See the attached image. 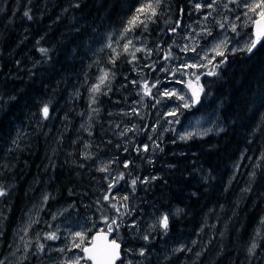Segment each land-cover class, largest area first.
Segmentation results:
<instances>
[{
  "label": "trees",
  "instance_id": "16d2710c",
  "mask_svg": "<svg viewBox=\"0 0 264 264\" xmlns=\"http://www.w3.org/2000/svg\"><path fill=\"white\" fill-rule=\"evenodd\" d=\"M191 1L168 0L170 10L158 24L150 25L154 46H164L160 56L177 38L168 32L171 21L182 15V27L188 24ZM76 2L79 7L73 6ZM137 2L0 0V164L7 165L0 170V182L11 186L8 197L0 203L6 216L0 223L4 232L0 258L7 257L27 209L45 193L49 194V211L78 206L88 224L96 220V227L101 225L96 201L102 200L108 185L96 169V160L82 156L83 139L92 135V150L116 159L121 165L114 164L116 172H125L126 178L129 172L141 180L148 178L147 184L137 183L134 193L131 188L128 201L133 212L169 215L168 235L152 234L155 239L146 245L149 251L162 258L171 253L172 260L166 264H177L176 259L181 260L183 254L176 255L172 249L196 241L195 249L202 251L196 264H248L246 249L264 217V161L251 191H242L264 151V50L251 59L242 53L229 56L228 63L219 69V77L203 76L201 102L191 110H181L173 130L180 131L192 117L216 116L223 132L188 141H178L172 133L165 144L159 143L163 151H153L146 140L147 131L119 136L125 126L149 128L160 108H153L151 100L137 95L139 85L131 81L141 80L142 75L134 73L126 56L113 68L117 75L112 92L99 98L101 115L91 125L92 134L80 128L88 111L85 75L91 84L97 75L96 62L100 67H113L108 63L106 37L119 31ZM26 11L32 19L24 16ZM39 47L49 50L48 59ZM142 73L150 81L157 79L156 70L143 67ZM137 100L146 105L141 115H123ZM47 102L50 118L42 120L40 107ZM117 123L120 128L115 127ZM18 134L17 149L12 141ZM130 137L135 145L149 144V152L134 151V144L127 142ZM125 160L132 162L127 169L122 167ZM126 188L129 192V186ZM120 230L121 239L132 235L125 228Z\"/></svg>",
  "mask_w": 264,
  "mask_h": 264
},
{
  "label": "snow or ice",
  "instance_id": "6c2138e0",
  "mask_svg": "<svg viewBox=\"0 0 264 264\" xmlns=\"http://www.w3.org/2000/svg\"><path fill=\"white\" fill-rule=\"evenodd\" d=\"M74 7H79V3L76 2ZM197 13H204L196 20V27L189 26L190 32H186L181 35L182 43L176 44L173 40L172 44L167 46V51L163 52L160 56L162 61L168 63L161 64L160 71L167 74L165 80L168 84L181 85V88H161L160 85L163 83L160 79L150 81L145 78L146 74L142 73V68L146 67L155 71V64L157 61L152 63L139 66V58L137 53H143V59L148 60L153 55V48H149L146 43L145 33H149V26L159 23L160 18L170 10L168 0H138L137 4L133 6L130 14L125 19L122 27L118 32L108 36L105 47L110 50L108 56V63L111 64L112 68L100 67L99 62H96L97 75L93 79L91 84H88V77L85 75L84 85L87 86L88 90V102L89 112L87 119L91 120L93 114L98 115L100 108L96 107L99 104V98L101 96H108L112 92V82L116 77V72L113 68L116 66V62L121 56L128 58L127 62L134 65V70L138 71V74L142 75V79L132 80L133 85H139V92L137 95H141L142 100L147 97L152 101V107L155 108L157 105L164 103L167 100L173 101L175 107H169L166 111L167 117H172L169 120V124L179 123L176 119L183 109H191L195 105L201 102V95L204 93V85L201 84V78L207 77H219V69L228 63L229 56H235L238 53H242L245 57L251 59L255 55H259L261 50H264V0H210L208 3L196 2L193 5ZM183 9H181V14ZM216 13V15H213ZM24 16L28 19H32L29 12H24ZM166 23H168L166 21ZM172 27L168 28V32L175 36L180 35L178 29L183 26L182 15L175 21H171ZM215 26L219 29L217 36L208 42L205 47H200V39L212 36V28ZM251 27L253 31L245 34L244 38L241 39V32L244 28ZM139 29V33H137ZM229 33L235 34L234 36ZM115 36V39L112 37ZM121 41L123 43H121ZM188 41H191L189 43ZM39 44V41H37ZM139 45V46H138ZM162 44L155 45V51L159 54L163 49ZM173 47L178 48L180 52L187 56L188 53L194 55L184 58L176 55L173 52ZM199 48V51L197 49ZM38 51L43 57L48 59V49L39 47ZM217 58H220L217 60ZM176 62L173 64V62ZM139 66V67H137ZM191 70V71H189ZM185 77H188L185 79ZM127 79V77H125ZM208 81L207 83H211ZM82 85V86H84ZM155 89V93L153 92ZM187 89V91H184ZM76 95H79L77 91ZM210 95V94H209ZM142 101H134L135 104H140ZM125 116L136 115L140 116V111L133 107L130 111L122 112ZM40 115L42 120H48L50 118V102L44 103L40 107ZM83 115V113H82ZM109 115H112L109 112ZM141 119H144L141 116ZM154 125L150 130L147 125L144 128L138 129L136 127L129 128L125 126L119 133V136H127L129 132H142L150 131L155 133L156 126ZM83 127V125H82ZM116 128H120V123L115 125ZM174 130V129H173ZM211 129H205L204 131H189L184 135L179 136L180 140L188 141L195 138H202L207 135ZM218 132H223L224 128L220 127L217 129ZM89 131V135H91ZM20 136L17 135L13 139L12 144L15 148H19ZM147 139L152 140V135H149ZM110 142V141H109ZM133 143L132 137L127 141ZM91 147V142H85V149ZM119 147V145H117ZM155 148H160V144L153 141V151ZM134 151L137 153L149 152V144L142 143L140 145L134 144ZM127 151V148L124 149ZM160 151H163L160 148ZM83 159L89 160L93 158V154L89 151L82 153ZM149 163H152L151 158H147ZM261 161H264V151H262L257 159V162L253 165V169L249 174V184L242 191H251V185L255 181L257 175V169L261 168ZM132 162L125 160L122 162L124 169L129 168ZM117 164V167L121 165L116 159H109L108 161L100 162V166L97 167V171L105 173L104 179L108 181L107 191L104 192L101 198H98L96 204L99 205L97 211L100 213L99 219L102 227H96V220L91 221V227L81 226L80 230L75 232H69L65 237L66 243L64 246L53 248L46 243H41V239L44 241H58L61 239L59 235V227L49 232H36L33 233L35 237V247L33 248V239L27 238L28 233L34 224H47L49 228H52V224L48 221L40 219L37 212L30 211L28 213V219L21 227L17 230V237L19 242L23 244V254L17 258L19 264H23L24 261L30 259L31 256H35L40 264H45V257L50 256L53 251L58 252L60 255L57 258L56 264H132L130 260H127V254L132 250L129 248L122 249L123 241L120 238V229L127 226L129 229H135L133 235H140V239L145 241V245H142L136 250V254L139 256H146L149 251L146 245L151 243L155 239L152 236L153 232L159 230L160 235L167 236L169 231V215L166 212H160L156 215L152 222L145 226L143 233H140V229L137 227V221L129 219V222L125 223V217H131L132 211L129 208L127 201L129 200L128 195L117 196L113 195L112 189L117 188L120 181L125 180L126 174L123 171L117 172L113 175L114 169L112 165ZM84 167L83 164L79 165ZM7 167V165L0 164V170ZM238 170V166H237ZM264 175V173H262ZM127 183L131 185L133 193L136 190L137 183L147 184L149 180L145 177L143 180L139 176L132 177L131 173L127 174ZM111 177V179H109ZM153 180L156 177H152ZM11 190V186H5L0 182V203L4 202V198L8 197V193ZM10 199V198H9ZM49 199V194L45 193L40 202L34 206V209L40 211L43 210L44 205ZM179 209L177 213H179ZM111 212V214H109ZM58 213L53 215L52 219L55 220ZM6 219L3 209H0V223ZM214 227V226H212ZM95 228V231H93ZM264 217L259 221L253 236L251 237L247 251L248 264H253V260L256 264H264V247L261 246V241H264ZM203 228H201V232ZM92 234L89 236L88 233ZM4 232L0 227V239L3 238ZM223 236V233L220 234ZM196 241H192L195 245ZM259 249V252L257 251ZM16 251H21L19 244L16 247ZM191 252V247H185L180 245L179 247L173 248L172 252ZM71 252L72 255L66 253ZM202 251L196 253L200 256ZM7 258H0V264H5ZM9 264H16V262L9 261ZM143 264V262H139Z\"/></svg>",
  "mask_w": 264,
  "mask_h": 264
},
{
  "label": "rangeland",
  "instance_id": "374dc122",
  "mask_svg": "<svg viewBox=\"0 0 264 264\" xmlns=\"http://www.w3.org/2000/svg\"><path fill=\"white\" fill-rule=\"evenodd\" d=\"M196 2L206 4V3L210 2V0H192L191 1V13H190L191 18L189 19L188 24H186V26L182 27V29H181L182 31L180 32V35H177V38L175 40L176 44L182 43L181 35L185 34L186 32L191 31V28L189 26L196 27V23H195L196 20L204 14L202 12L201 13L196 12V10L193 7L194 3H196ZM213 15H216V13H213ZM252 31H253V29L251 27L244 28L243 31L241 32V39L244 38L245 34L251 33ZM218 32H219V29L216 28L215 26H213L212 36L207 37V39L201 38L200 39V47L201 48L205 47V45H207L209 41L213 40L217 36ZM113 33H115V32H111L107 35L106 42H107L108 36L113 34ZM149 33H150V26H149ZM149 33L144 34V35L146 37L147 46L149 48H153V55L150 59L145 60V59H143V53H137V57L139 58V62H140L139 66H143L145 64L152 63V61H157V63L155 64L157 79H160L161 81H163V83H161L160 87L161 88H172V87L181 88L182 87L181 85L168 84L166 82L165 77L167 76V74L164 72H161L160 67H161V64L166 65L168 62L162 61V60H161V62L159 61L160 53L157 54V52L155 51L154 42L149 37ZM229 35L234 36L235 34L229 33ZM112 38L115 39V36H113ZM188 42L191 43V41H188ZM121 43H123V42L121 41ZM107 50H109V49H107ZM197 51H199V48L197 49ZM173 52L176 55L184 57V58H187V57L194 55L193 53H188L187 56H185L184 53L180 52L179 49L175 48V47H173ZM175 63L176 62L174 61L173 64H175ZM132 66L134 68L133 64H132ZM139 66H137V67H139ZM134 71H135L134 72L135 74L139 75L137 70H134ZM189 71H191V70H189ZM142 72H143V68H142ZM125 77L128 78V76H125ZM187 78L188 77H185V79H187ZM134 80H136V79L134 78ZM114 83H115V79L112 82V86ZM184 91H187V89H184ZM137 101H140V100H137ZM132 105H133L132 107H135V108H137L138 111H140V114H141V111L143 109H145V107H146V105L142 104V102L140 104H135L133 102ZM96 107L100 108L99 114L98 115L93 114V118L91 120H88L87 119V115L89 112V102H88V109H87L88 111H86L84 113L83 122L80 126V128H82V130H85V133L90 131L91 125L93 124V122L95 123L99 120V116L101 115L102 106L100 104H98V105H96ZM159 107L160 108H157L156 118L154 120V123L148 128L150 130L154 125L157 124V121H159L158 126H156L155 133H151L150 131L146 132L148 134V136L152 135V140H149L146 138L147 141L151 142L152 147H153V141H157V143H164L165 144L168 135L173 133L174 125L176 124V123L169 124L168 121L173 119V118L166 116V111L168 110V108L169 107H175V104L173 103V101L167 100L164 103L159 104ZM191 109H185V110H191ZM176 119H177V117H176ZM82 125H83V127H82ZM220 127H223V126L219 124L216 116H214V117H203V116L192 117L183 125V128L180 131H178V132L176 131L173 133V138L178 140V141H183V140L179 139V136L184 135L189 131H204L205 129H211V131L207 135L216 134V133H218L217 129ZM129 128H130V126H129ZM91 136H87L86 138L83 139L84 145H85V142H92ZM160 146H161V144H160ZM92 148L93 147H92V143H91V147L88 149H85V151L87 150L93 154V159L96 160L95 161L96 169H97V167L100 166L101 161L106 162L110 158L113 159L110 156L102 155V153H98V152L93 151ZM112 169H114L113 175H115V173H117V172H116V168H115L114 164L112 165ZM103 175L105 176V173H103ZM109 179H111V177H109ZM127 180H128V177L127 178L125 177V180L119 182L117 188L111 190L113 195H117L118 197L123 196V195L129 196V193L131 192V185L129 183H127ZM105 181L108 185V181L107 180H105ZM123 183H125V185ZM139 185H140V183H139ZM128 186H129V192H127V188H126ZM134 196L135 195H133L131 197L134 198ZM41 198H42V196L38 199V201L36 202L35 205H37L40 202ZM48 202H49V199H48L47 203L44 205L42 211H40L38 209H34L35 205L30 206L27 209V211L25 212L23 218L21 219V221L18 225V228H19L23 224H25V222L28 219V213L30 211H33V212L38 211V215H39L41 220L48 221L52 224V228H49L47 226V224H34L32 226L31 230L28 233L27 238L33 239V245H32L33 248L35 247V237L33 236V233H36L38 231L41 233L49 232L58 226L59 227V235L61 236L60 240H58V241H44L43 239H41V241H40L41 243H46L47 245L55 248V247H59V246H64V244L66 243L64 237L70 231L71 232L78 231V230H80L81 226L91 227V224L87 223L86 217L81 214L78 206L64 205L62 207H59L58 209H54V210L49 211L48 210ZM127 203L129 205V201H127ZM129 208L132 211V215L130 218L127 216L125 217V223L127 224L129 222V219L137 221V227L140 229V233H143L145 230V226L147 224L151 223L153 218L156 215H159L154 211H152L150 213H145L144 210H141L143 214H140V212L138 210L134 213L133 212V204H130ZM58 213H62V214L57 215V218L55 220H53L52 219L53 215H56ZM102 226L103 225L101 224L99 227H102ZM18 228L15 230V232L13 234L11 245L9 247V252L7 254V257H6L7 259L5 260V264H9V261H13V262H16V264H19V262L17 261V258L23 254V244L19 242V239L16 235ZM122 228L123 229L125 228L128 231L126 233L132 234L130 236V238L121 239L123 241V243H122L123 248H129L132 250L131 252H129L127 254V260H130L132 262V264H139V262H141V261L143 262V264H166L167 262L172 260L171 253L164 256V258H162V256L154 255L151 251H148L146 253V256L137 255L136 250L139 249L142 245H145V241L140 239L139 234H137L135 236L133 235V232L135 231V229H129V228H127V226L122 227ZM93 231H95L94 228H93ZM91 234H92L91 232L88 233L89 236ZM152 234H155V235L159 234V230H157L156 232H153ZM18 244L21 248V251H19V252L16 251V247ZM183 245L186 248L191 247L192 251L191 252L184 251V252L175 253L176 255H178L180 253L183 254V258L181 260L178 261L176 259L177 264H196V261H197L196 253L199 251V248H198V250H196L195 247H198V245L197 244L193 245L190 243L183 244ZM66 254L69 256L72 255L71 252L66 253ZM59 255L60 254L58 252L53 251L50 256L45 257V264H56V261H57V258L59 257ZM29 256H30V259L27 261H24L23 264H40L39 260L35 256H31L30 253H29ZM188 261H190V262H188Z\"/></svg>",
  "mask_w": 264,
  "mask_h": 264
},
{
  "label": "water",
  "instance_id": "95a60500",
  "mask_svg": "<svg viewBox=\"0 0 264 264\" xmlns=\"http://www.w3.org/2000/svg\"><path fill=\"white\" fill-rule=\"evenodd\" d=\"M122 249H123V246H122Z\"/></svg>",
  "mask_w": 264,
  "mask_h": 264
}]
</instances>
